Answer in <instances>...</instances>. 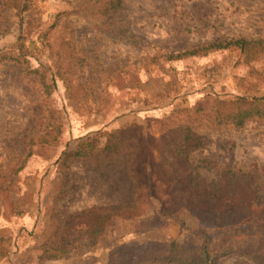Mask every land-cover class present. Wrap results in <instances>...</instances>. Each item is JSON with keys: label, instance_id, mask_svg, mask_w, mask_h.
<instances>
[{"label": "rangeland", "instance_id": "1", "mask_svg": "<svg viewBox=\"0 0 264 264\" xmlns=\"http://www.w3.org/2000/svg\"><path fill=\"white\" fill-rule=\"evenodd\" d=\"M2 1L0 235L10 255L0 264H137L157 243L191 250L205 241L219 246L208 264H258L234 236L256 230L250 205L264 207V120L237 130L199 125L176 185L161 182L173 169L157 149L171 111L204 95L264 96V54L168 59L224 37H264V0H122L107 15L105 0H32L30 33L27 13ZM19 49L25 65L10 59ZM63 67L75 73L69 98ZM251 70L262 72L255 86L241 81ZM79 146L86 156L57 172L58 155ZM52 236L66 253L43 260L55 255L39 249Z\"/></svg>", "mask_w": 264, "mask_h": 264}, {"label": "trees", "instance_id": "2", "mask_svg": "<svg viewBox=\"0 0 264 264\" xmlns=\"http://www.w3.org/2000/svg\"><path fill=\"white\" fill-rule=\"evenodd\" d=\"M32 0H3V9L8 8L16 11L18 17L21 14L27 13L25 22V30L27 33L35 30L36 24H31L30 15L32 10ZM122 0H105L102 11L103 14H113L121 7ZM2 16L0 15V18ZM22 21V18L21 20ZM27 26V27H26ZM18 40V38H17ZM20 43V41H17ZM21 48V43L18 45ZM237 49L241 54H245V58H250L253 61H257L259 56L264 54V37H224L220 40H216L212 43L205 44L199 47H193L179 52L175 55H169L168 59H183L187 57L205 56L210 52L223 51L227 49ZM22 52V51H21ZM20 52L14 57L10 58L13 62L20 65H25L27 61L24 59V55ZM4 57V56H3ZM60 70V69H59ZM63 71H59L60 74L57 77L63 82L64 89L67 97L73 96L71 92V79L75 73L72 68L63 67ZM51 83L54 81L53 76L49 75ZM262 72L251 70L249 76L243 78L241 81L250 83L251 86H255L261 82ZM180 114L183 118L178 119L176 115ZM264 120V96L261 97H248V96H234L229 99H221L217 96L211 97L204 95L199 101H197L191 108L182 109L180 111H171L164 115L162 120L165 122L162 128L165 130L160 131V148L157 149V153H167V157L170 159L169 167L173 169L170 174V179H161V182L169 184L167 182L174 181L175 185L179 183L181 178L180 173H184L185 170H180L181 164H186L188 154L197 148L200 144L197 137V127L201 124H207L212 127L232 128L234 130L240 129L246 122L252 120ZM169 122V123H168ZM161 128V129H162ZM113 143L107 141V144L103 147V150L112 151L114 148ZM82 146H79L74 152L67 153L62 151L55 159L53 165L57 168V172L65 173L68 169V164L72 159L84 158L86 156L82 151ZM144 149L150 154L148 145H142L141 150ZM131 175L137 185V193L142 192L146 186L143 183L141 177L136 176L134 170L130 171ZM176 191V190H175ZM174 191V193H175ZM141 197H145L144 192L140 194ZM137 200H139L136 195ZM256 202L254 205H250L251 208H247L243 203L241 208L245 210V207L250 210L248 214L250 216H256L257 219L252 221L251 217H247V223L254 222L257 225L255 231L242 233L239 238L238 235L234 236L235 247L244 249L247 256H252L257 260L258 264H264V214L262 208ZM206 213L212 214L211 206L203 203ZM229 205L220 206L219 210L227 211ZM53 236L44 243L39 249L42 252L44 258L49 253L55 254L52 257H47L43 260H56L66 253L58 242H52ZM219 250V246L213 247L208 241L201 247H194L191 250H184L175 246L173 243H157L149 253H142L138 255L139 261L137 264H155V263H172V264H190L197 262L198 264H208L212 255ZM223 251H226L223 249ZM10 255L9 240L0 235V263L6 261ZM191 255L193 258H191ZM111 264V263H109Z\"/></svg>", "mask_w": 264, "mask_h": 264}]
</instances>
